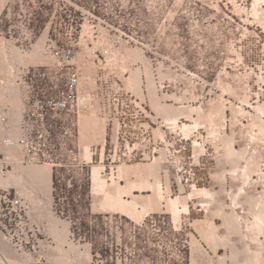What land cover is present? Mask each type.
Segmentation results:
<instances>
[{
  "label": "rangeland",
  "instance_id": "374dc122",
  "mask_svg": "<svg viewBox=\"0 0 264 264\" xmlns=\"http://www.w3.org/2000/svg\"><path fill=\"white\" fill-rule=\"evenodd\" d=\"M7 8L11 9L9 18ZM29 22L35 26L36 37L28 44ZM50 38L75 48L86 72H128L120 75L126 89L147 100L149 112L153 109L164 121L174 120L173 131L192 138L184 162H191L194 152L197 175L193 183H181L182 174L166 164L164 149L152 161L110 164L107 155H100L104 144L88 138L90 127L94 131L98 124L85 127L94 120L106 131V120L96 111L84 114L80 156L87 162L85 171L71 164L53 167L57 178L51 185L50 208L48 183L41 174L24 172L21 181L9 184V172L4 180V185L15 183L14 188L32 204L31 217L43 230L39 235L42 264H264V234L255 226V210L264 202L260 203L264 196V130L260 129L264 111L259 109L264 104V0H0V74L7 73L12 60L49 62L45 51ZM138 68L153 81L157 102H152L142 83L141 91L129 85L131 73ZM152 72H160L161 82L172 83L162 89ZM187 108L190 117L184 114ZM180 109L185 112L180 114ZM15 114L17 121L20 115ZM148 120L155 128L161 125V119L151 115ZM184 123L197 125L188 135L181 127ZM156 132L164 133L161 127ZM228 141L238 152L229 148ZM87 143L92 160L84 156ZM243 152V157L237 156ZM11 153L19 158L12 172L18 167L52 169L49 164L23 163L22 154ZM152 162L155 165H147ZM251 162L256 168L249 166ZM139 163L148 166L143 168L145 176L154 181L158 175L162 182L161 209L144 219L98 205L95 209L102 193L93 188V166L102 165L101 175L111 188L120 165ZM134 175L130 180L137 178ZM116 180L127 182L126 178ZM138 190L139 194L152 193ZM258 195L262 198L256 202ZM177 196H187L189 209L181 206L175 215L166 200ZM101 216L108 218L96 219ZM252 250L259 252L261 263L249 261ZM9 262L17 264L10 258Z\"/></svg>",
  "mask_w": 264,
  "mask_h": 264
},
{
  "label": "built area",
  "instance_id": "2783aa9c",
  "mask_svg": "<svg viewBox=\"0 0 264 264\" xmlns=\"http://www.w3.org/2000/svg\"><path fill=\"white\" fill-rule=\"evenodd\" d=\"M9 14L7 8L8 18ZM27 30L29 44L36 37L35 26L29 22ZM45 52L52 63L18 70L10 64L7 73L0 74V93L5 96L0 102V229L19 250L32 244L37 228L28 219L24 196L4 186L8 173L19 162L11 151L22 154L21 161L26 164H71L83 173L87 162L81 159L78 136L86 113L96 111L106 120L100 155H107L110 164L152 161L164 149L166 164L177 175L182 174L181 183H193L197 175L194 152L191 162H184L189 139L173 131L172 121L164 122L163 134L154 132L147 100L127 90L120 79L128 72H86L76 65L75 48L54 38L48 40ZM152 73L162 89L172 83L158 80L160 72ZM15 113L20 115L18 121ZM101 218L108 216L96 217ZM0 264L10 262L1 257Z\"/></svg>",
  "mask_w": 264,
  "mask_h": 264
},
{
  "label": "bare ground",
  "instance_id": "6f19581e",
  "mask_svg": "<svg viewBox=\"0 0 264 264\" xmlns=\"http://www.w3.org/2000/svg\"><path fill=\"white\" fill-rule=\"evenodd\" d=\"M43 38V37H42ZM37 44H39V43H37ZM13 46V45H12ZM36 52H38V51H36ZM35 52V53H36ZM131 53H133V52H130V54ZM130 56V55H129ZM141 58V57H140ZM32 60V59H31ZM36 60V59H35ZM138 60V59H137ZM143 60V59H142ZM144 61V60H143ZM31 62V61H30ZM36 62V61H35ZM131 80V81H130ZM129 81L131 82H129L130 84L129 85H131V88H135V89H138V91H141V83H142V78H141V70L138 68V69H135L132 73H131V75H130V78H129ZM133 86V87H132ZM149 95H150V97H151V100H152V102L153 103H155V102H157L158 101V97H157V95H156V93H155V85H154V83H153V81L150 79L149 80ZM1 95V94H0ZM1 97V96H0ZM11 99V98H10ZM165 107V106H164ZM260 110H263L264 111V104H262L261 106H260V108H259ZM181 110H183V109H180V110H178L177 112H182V113H184L185 111V113L184 114H187V116H191L192 114H191V111H189V110H191V109H185V111L183 112V111H181ZM189 112H188V111ZM195 110V109H194ZM194 110H192V113H193V111ZM179 112V113H180ZM182 113H180V114H182ZM203 113V112H202ZM174 114V113H173ZM189 114V115H188ZM95 115V114H94ZM178 116V115H177ZM15 117H17V115L15 114ZM202 117V116H201ZM204 117V116H203ZM89 118V117H88ZM92 118V117H91ZM91 118H89V119H87V120H89L90 121V119ZM171 118V117H170ZM170 118H168V119H170ZM199 118V117H198ZM16 119V118H15ZM19 119V118H18ZM98 119V118H97ZM172 119V118H171ZM204 119V118H203ZM208 119H209V117H208ZM84 120V119H83ZM92 120V119H91ZM175 120H177V119H175ZM195 121H197L196 120V118L194 119ZM18 121V120H17ZM98 121V120H97ZM172 122L174 121V120H171ZM85 122H86V120H85ZM93 122H94V124H93ZM198 122H199V120H198ZM87 123H89L90 124V126H92V125H94V126H96L97 124H98V126H96L95 128H94V131H92L91 130V128L92 127H90V130H89V135L88 134H85V135H88V138H91V139H95V140H98V143H99V141H101L103 144H104V140H105V126H101V124L99 125V121H98V123L96 122V121H94V120H92L91 122H86L85 123V125L87 124ZM92 123V124H91ZM96 123V124H95ZM89 124H88V129H89ZM195 124V123H194ZM197 125V124H196ZM196 125H192V124H188V123H184V126L182 125L181 127H183V130H185V132H186V134H190L191 133V131L192 130H194V129H192V128H194V127H196ZM85 127H87V125L85 126ZM198 127V126H197ZM85 129V128H84ZM260 129H262V131L264 130V125L262 126V124H261V127H260ZM87 130V129H86ZM85 132V131H84ZM87 133V132H86ZM262 133V132H261ZM230 140V139H229ZM86 142V141H85ZM229 142V141H228ZM196 143V142H195ZM229 145H230V142L228 143ZM227 144V145H228ZM231 144H232V142H231ZM233 146V145H232ZM231 145L229 146V148H232L233 149V147H232ZM84 149H85V154H84V156L86 155V158L87 157H89V160H92V158H93V153L91 152V148H90V144L88 145V143H87V145H86V148L84 147ZM230 151H231V149H229ZM232 152V151H231ZM233 152H234V149H233ZM235 152H238V151H235ZM234 152V153H235ZM230 153V152H229ZM240 153V152H239ZM232 154L233 153H230L229 155H231L232 156ZM238 154V153H237ZM244 152L242 153V155L240 154V155H237L238 157L240 156V157H243L244 155ZM230 156V157H231ZM237 157V158H238ZM236 158V157H235ZM88 160V159H87ZM234 160V159H233ZM238 161H240V159L238 160ZM155 162V164H156V162L157 161H154ZM154 162H152V164H147V165H155V164H153ZM160 162V161H159ZM238 162H236L235 163V165H238L237 164ZM140 164V163H139ZM139 164H136V165H134V164H132V165H120L119 166V168H118V175H117V177H116V175L115 176H113V174H112V176H113V186L111 187V188H109L110 187V184H108L107 183V180H105L104 178H103V176L101 175V170H102V165H100V164H97V165H94L93 166V175H92V177H93V180H92V182H93V184H94V187L93 188H95V190L100 194V193H102L101 195H102V199L99 201V203L97 204H95V209H96V205H98V207L97 208H101V209H103V210H109V211H116V212H120V213H123V214H126V215H128V216H131L132 218H134V219H144L146 216H147V214L148 213H150V212H153V211H155V210H159V209H161V205H162V203H163V187H162V182H161V180L159 179V176L157 175L156 176V179L153 181V180H151L150 179V177H148V176H145V174H144V172H143V168H145V167H147L148 168V166H143V165H139ZM255 164V162H253V164H252V162H251V164L249 165L250 167H252L253 165ZM19 165H20V163H19ZM19 165H17V167L19 166ZM248 165H247V167H248ZM23 166V165H22ZM16 167V168H17ZM51 167V166H50ZM155 167V166H154ZM154 167H150V168H153L154 169ZM238 166H236L235 168H237ZM246 167V168H247ZM157 168V167H156ZM235 168H232V169H235ZM246 168H244V169H242L243 171L246 169ZM254 168H256V167H254ZM253 167H252V169H254ZM152 169V170H153ZM247 169H249V167L247 168ZM155 170V169H154ZM153 170V171H154ZM150 171V170H149ZM233 171V170H232ZM236 171H238V168H237V170H235V172ZM247 171V170H246ZM245 171V172H246ZM24 172H27V173H32V174H34V176L35 175H39L40 176V174H41V177H44L45 178V180H46V184L48 183V188H49V193H48V196H47V200H46V203L48 202V206H49V208H50V206H51V201H52V199L53 198H51V196H52V187H51V185H52V183H53V179H52V169L51 168H49L48 166H39V167H31V168H28V169H24V168H22V167H18L17 169H15V171H11V173H9V176L7 177V182H9V184L10 183H13V182H15V183H18L17 181H19L22 177H23V174H24ZM156 172V171H155ZM234 172V171H233ZM234 172V173H235ZM249 172V171H248ZM247 172V173H248ZM251 172H253V171H251L250 170V174H251ZM153 173V172H152ZM151 173V174H152ZM248 173V174H249ZM32 174H29V176H31ZM131 174H135L134 175V177L136 176L137 178L136 179H132V180H130V175ZM150 174V173H149ZM148 174V175H149ZM157 174V173H156ZM246 174V173H245ZM253 174V173H252ZM251 174V175H252ZM25 175V174H24ZM28 175V174H27ZM43 175V176H42ZM155 176V175H154ZM249 176V175H248ZM25 177V176H24ZM23 177V178H24ZM116 178H118V180H120V179H124V178H126L127 179V182H126V184H122V183H120V181H117L116 180ZM39 179V178H38ZM40 180H42V178L41 179H39V181ZM44 180V181H45ZM21 181V180H20ZM33 181H35V180H33ZM38 181V180H37ZM36 181V182H37ZM44 181H41V182H44ZM14 183V184H15ZM21 183V182H20ZM23 183V182H22ZM40 183V182H39ZM45 183V182H44ZM13 184V185H14ZM41 184H43V183H41ZM109 185V186H108ZM15 186V185H14ZM44 186V185H43ZM40 187V186H39ZM47 188V187H46ZM138 188L139 189H143V188H146L147 190H152V193H147V194H139V193H136V192H134L136 189L138 190ZM194 189H197V188H194ZM204 189V188H203ZM47 190V189H46ZM239 190V189H238ZM196 191V190H195ZM203 191V190H202ZM208 191V190H207ZM206 191V192H207ZM242 191V190H241ZM46 192H48V191H46ZM203 192H205V191H203ZM209 193H210V191H208ZM207 192V193H208ZM97 193V194H98ZM208 193V194H209ZM237 193H239L238 191H237ZM236 193V195L234 196V197H236V196H238V194ZM241 193V192H240ZM193 194V193H192ZM241 194H243V193H241ZM213 195V194H212ZM261 196H262V194H260ZM260 195H258V201H256V202H259V199H261L262 197L260 196ZM263 195H264V192H263ZM126 196H129L128 198H126ZM189 196H192L191 194H189L188 195V198H190ZM209 196H211V195H209ZM46 197V196H45ZM187 197V196H186ZM186 197H184V196H177V197H170V198H168L167 200H166V202H167V207L170 209V211H172L175 215H177V214H179V212H180V210H181V206H183L184 207V209H189V206H188V204H187V199H185ZM236 199V198H235ZM238 199H239V197L236 199L237 201H238ZM255 199V198H254ZM253 199V200H254ZM263 199H264V196H263ZM261 200L260 201V203H262L264 200ZM187 201V202H186ZM236 201V202H237ZM253 202V203H255L256 204V202ZM235 202V201H234ZM251 204V203H250ZM254 204V205H255ZM47 205V204H46ZM257 205H259L258 203H257ZM261 206H259L260 208H258L256 205H255V207L256 208H258V210H255V209H252V208H250V209H252V210H255L256 212V217H255V223H256V227L258 226L259 227V230L257 231L258 233H260L259 231H262L261 233L262 234H264L263 232H264V202L262 203V204H260ZM99 208V209H100ZM253 208H254V206H253ZM98 209V210H99ZM184 209H182V210H184ZM157 210V211H158ZM250 213V212H249ZM252 213H254V211L252 212ZM233 215H236L235 213L233 214ZM179 216V215H178ZM255 216V215H254ZM234 218H235V216H234ZM237 219H238V217H236ZM235 220V219H234ZM232 221V220H231ZM231 221H230V224H231ZM236 222V221H235ZM234 222V223H235ZM252 222H254V219L252 220ZM250 223H251V221H250ZM233 224V223H232ZM253 224V223H252ZM254 225V224H253ZM211 225H209V227H210ZM213 226V225H212ZM251 227V226H250ZM256 227H254V229L256 228ZM258 227L256 228V229H258ZM261 229V230H260ZM211 231V230H210ZM215 231V230H214ZM253 232H254V230H253ZM261 233H260V235H261ZM2 234V233H1ZM214 234V233H213ZM213 234H211V235H213ZM4 235V234H3ZM210 235V234H209ZM208 235V236H209ZM255 235V234H254ZM258 235V234H257ZM214 236H215V234H214ZM214 236H213V238H214ZM5 238V237H4ZM256 238V237H255ZM8 240V239H7ZM214 240H215V238H214ZM3 241H6V240H3ZM9 241V240H8ZM3 247H6V243H5V245L3 246ZM8 247V246H7ZM74 247V246H73ZM249 248V247H248ZM249 250V249H248ZM257 250V249H256ZM8 251V250H7ZM7 251H5L6 253H7ZM75 251V250H74ZM253 251V250H252ZM259 251V250H258ZM246 253H247V251H245ZM250 251H248V253H249ZM254 252V256L251 254L252 252H250L249 253V255L251 254L252 255V257H251V259L249 260V261H251V260H254V261H252L253 263L254 262H259L260 260H262V258H260V255H258L259 254V252H258V254L256 253V251L254 250L253 251ZM12 253V252H11ZM11 253H9V254H11ZM88 251H87V254L86 255H88ZM13 254V253H12ZM18 255V254H17ZM248 255V254H247ZM248 255V256H249ZM7 256V255H6ZM20 256V255H19ZM27 256V255H26ZM247 256V257H248ZM17 257V256H16ZM10 258V257H9ZM22 257L20 256V259H21ZM86 258V257H85ZM87 258H88V256H87ZM86 258V259H87ZM250 258V257H249ZM253 258V259H252ZM23 259V258H22ZM28 259H30V258H28ZM247 259V258H246ZM14 262V259L13 260H11V262ZM15 261H16V259H15ZM18 261H19V259H18ZM21 261V260H20ZM24 261V260H23ZM248 261V260H247ZM248 261V262H249ZM22 262V261H21ZM246 262V261H245ZM245 262H244V264H245ZM23 263V262H22ZM259 263H261V262H259ZM12 264H14V263H12ZM239 264V263H238ZM243 264V263H242ZM248 264V263H247ZM249 264H250V262H249ZM255 264H258V263H255Z\"/></svg>",
  "mask_w": 264,
  "mask_h": 264
},
{
  "label": "crops",
  "instance_id": "0c3cea01",
  "mask_svg": "<svg viewBox=\"0 0 264 264\" xmlns=\"http://www.w3.org/2000/svg\"><path fill=\"white\" fill-rule=\"evenodd\" d=\"M11 62H13V63H10V60H9V63L15 68V69H19V68H21V67H25V66H38V65H46V64H50V63H52V59L50 58V61L49 62H36V63H30V64H19V63H15L14 62V60H12ZM75 62H76V65L77 66H82L81 65V63H82V61H80V60H78L77 58H76V60H75ZM141 78H142V86L144 87V91H146L147 92V94H148V92H149V90H148V83H149V78H148V75H147V72H141ZM156 79V78H155ZM156 83H158L157 81H156ZM1 95V97H0V102H2L4 99H5V96H4V94L1 92L0 93ZM9 98H11V96L9 97ZM12 98H14V99H16L17 100V97L16 96H12ZM11 98V99H12ZM17 104H18V102H17ZM151 114H152V116L154 117V118H158V119H161V125L159 126V127H157V128H154V132L155 133H157L156 132V130L158 129V128H162L163 129V131H164V122H166V121H164V119L161 117V116H159L153 109L151 110ZM14 117V119H15V116H13ZM80 131H81V125H80ZM188 139H192V138H188ZM189 141V140H188ZM193 141V140H192ZM78 143H79V147H80V150L82 149L81 148V134H79V136H78ZM12 171V170H11ZM10 171V172H11ZM52 172H53V167H52ZM52 179H53V173H52ZM8 183V182H7ZM7 183H5L4 182V184H7ZM5 187H15L14 185H4ZM177 186L178 187H180V183H177ZM53 187V186H52ZM52 191V190H51ZM139 190H135L134 192H138ZM143 191H149V192H152V190H142V192ZM52 193V192H51ZM24 196V195H23ZM24 198L27 200V202H28V205H29V208H28V211H27V214H28V219H29V221L32 223V224H34L35 226H36V228H37V233L34 235V239H33V241H32V244H28V245H26L25 246V248L24 249H22V250H19L13 243H12V241L9 239V241L7 240V238H6V236H5V233H4V231L3 230H1L0 229V258L1 257H4V258H6L8 261H9V257H10V259L11 260H13L14 259V261H15V259H16V263L17 264H22V262H26L25 264H42L43 263V260H44V256L43 255H41V251H42V241L43 240H41L40 238H39V235L41 234V233H43V230H42V228H41V225L39 224V223H37L36 221H34V219L31 217V212H32V208H31V202L28 200V198L26 197V196H24ZM69 228H70V226H69ZM71 231V230H70ZM2 233V234H1ZM4 234V235H3ZM5 237V238H4ZM3 240H6V241H3ZM5 243H6V247H3L4 245H5ZM8 246V247H7ZM8 250V251H7ZM5 251H7V253L5 252ZM13 254H12V253ZM9 253H11V254H9ZM18 254V255H17ZM7 255V256H6ZM23 258H21L20 259V256ZM27 255V256H26ZM29 255L31 256V257H33V260H31V261H28L29 259ZM17 256V257H16ZM18 259H19V261H18ZM22 262H21V261ZM24 260V261H23ZM24 264V263H23Z\"/></svg>",
  "mask_w": 264,
  "mask_h": 264
},
{
  "label": "trees",
  "instance_id": "16d2710c",
  "mask_svg": "<svg viewBox=\"0 0 264 264\" xmlns=\"http://www.w3.org/2000/svg\"><path fill=\"white\" fill-rule=\"evenodd\" d=\"M53 178H55V179L57 178V175H56L55 172L53 173ZM103 251H104L105 254L109 253V249L108 248H103Z\"/></svg>",
  "mask_w": 264,
  "mask_h": 264
}]
</instances>
